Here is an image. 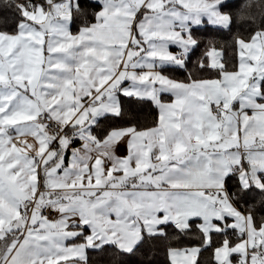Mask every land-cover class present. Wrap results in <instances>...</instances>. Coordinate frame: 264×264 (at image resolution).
<instances>
[{
	"label": "snow or ice",
	"instance_id": "snow-or-ice-1",
	"mask_svg": "<svg viewBox=\"0 0 264 264\" xmlns=\"http://www.w3.org/2000/svg\"><path fill=\"white\" fill-rule=\"evenodd\" d=\"M94 2L95 22L74 34L88 0H5L14 22L0 30V264H87L88 249L106 246L134 256L169 224L186 232L196 220L206 244L225 236L217 264L233 254L264 264V217L235 207L264 197V30L236 41L235 70L213 47L198 67L217 78L178 81L164 73L186 71L194 28L231 25L226 0ZM121 96L153 102L156 125L98 137L101 120L123 119ZM168 251L171 264H196L200 249Z\"/></svg>",
	"mask_w": 264,
	"mask_h": 264
},
{
	"label": "trees",
	"instance_id": "trees-1",
	"mask_svg": "<svg viewBox=\"0 0 264 264\" xmlns=\"http://www.w3.org/2000/svg\"><path fill=\"white\" fill-rule=\"evenodd\" d=\"M22 2V0H17ZM43 2V0H36ZM227 6L222 10L231 16V25L228 28L213 26L210 24L194 28L193 37L198 44L195 47L190 61L185 70L168 68L165 73L170 77L187 81L189 74L193 79L217 77L216 72L207 69H200L198 63L212 47L222 50V62L226 69L233 70L237 66L238 52L236 41L239 38L249 39L257 31L264 29V0H227ZM87 14L75 15L71 30L76 32L81 26L94 21L93 13L100 8L94 0H88L86 5ZM14 22V9L6 6L5 0H0V30L11 32L10 27ZM204 63H208L204 60ZM122 107L125 115L121 120L104 119L94 128V134L98 137L106 135L112 128L134 125L138 129L155 126L158 121V108L148 100L130 101L121 96ZM236 179L233 177L228 182L229 192H234ZM264 197L259 192H253L241 199L238 205L248 213L253 208L257 221L264 217V207L261 201ZM166 235L145 244L134 256H127L118 253L114 247L106 246L103 252L87 250V264H171L168 250L171 247L199 245L200 252L197 257V264H212L213 249L221 243L223 234L213 233L211 244H206L203 234L197 227L196 221L190 224V230L180 232L173 225L169 224L164 229Z\"/></svg>",
	"mask_w": 264,
	"mask_h": 264
},
{
	"label": "crops",
	"instance_id": "crops-1",
	"mask_svg": "<svg viewBox=\"0 0 264 264\" xmlns=\"http://www.w3.org/2000/svg\"><path fill=\"white\" fill-rule=\"evenodd\" d=\"M227 1V0H226ZM40 3H42V2H40ZM100 10V8L98 9V11ZM222 10V9H221ZM97 11V12H98ZM223 11V10H222ZM223 12H225V11H223ZM225 13H227V12H225ZM227 14H229V13H227ZM95 21H93L92 23H94ZM91 24V23H90ZM205 24H208V23H204L203 25H205ZM85 26V25H84ZM84 26H81L80 28H82V27H84ZM264 30V29H263ZM72 31V30H71ZM79 30H77L76 32H73L74 34L75 33H77ZM254 35V34H253ZM239 39H243V38H239ZM246 42L247 41H249L250 40V38L249 39H244ZM213 48V47H212ZM216 50H218L219 52H221L222 53V50L221 49H219V48H215ZM211 50V48L208 50V51H210ZM170 51H172V52H174V53H176V52H178L179 51V48L178 47H176V46H173V47H171L170 48ZM221 63H223L222 62V56H221ZM237 63H238V61H237ZM233 70H235V69H233ZM229 71H232V70H229ZM165 75H167L166 73H164ZM169 76V75H168ZM170 77V76H169ZM171 78H173V77H171ZM211 78H217V77H210V78H202V79H211ZM173 79H175V78H173ZM176 80H178V81H182V80H179V79H176ZM127 83V82H126ZM172 97L171 96H169V95H164L163 97H162V100H163V102H165V103H170V102H172ZM252 113L251 112H249V115H251ZM158 117H159V110H158ZM129 126H132V125H129ZM124 127H128V126H124ZM151 127H154V126H151ZM151 127H148V128H151ZM117 128H119V127H117ZM138 129V128H137ZM144 129H147V128H144ZM144 129H138V130H144ZM28 140H29V142H32V138L31 137H29L28 138ZM79 146V144H76V145H74V147H78ZM114 152H115V155H117V156H121V157H123V156H126L127 155V146H126V143H124V142H120V143H118L116 146H115V148H114ZM235 207L237 208V210L238 211H240L242 214H247L239 205H238V203H236L235 204ZM46 216V215H45ZM49 220H56V219H58L59 218V214L57 213V217L55 218V219H51V218H49V217H47ZM229 223H231L232 221L231 220H229L228 221ZM196 223H197V225L200 223V221L199 220H196ZM225 238V236H223V238H222V240ZM227 238L229 239V241L231 242V243H237V242H239V236H238V233L235 231V230H232V229H229L228 230V232H227ZM83 241H82V239H76V240H70V241H68L67 243L69 244V245H72V244H79V243H82ZM221 246V243H219L217 246H215L214 247V249H213V258H214V261H213V263L212 264H217V261H216V259H215V255H214V253H215V249L217 248V247H220ZM171 248H174V249H178V250H184V249H192V248H199L200 249V246L199 245H189V246H181V247H171ZM168 254H169V251H168ZM199 254V253H198ZM198 254H197V256H196V264H197V257H198ZM86 255H87V251H86ZM169 258H170V256H169ZM230 259L232 260V264H237V261H238V259H239V257L236 255V254H233L231 257H230ZM171 260V259H170ZM81 264H84V262H81Z\"/></svg>",
	"mask_w": 264,
	"mask_h": 264
},
{
	"label": "built area",
	"instance_id": "built-area-1",
	"mask_svg": "<svg viewBox=\"0 0 264 264\" xmlns=\"http://www.w3.org/2000/svg\"><path fill=\"white\" fill-rule=\"evenodd\" d=\"M43 214L51 219H55L57 217V212H55L54 210H45Z\"/></svg>",
	"mask_w": 264,
	"mask_h": 264
}]
</instances>
